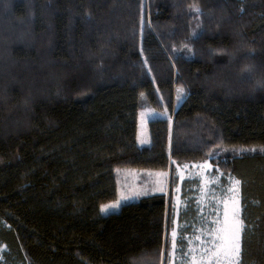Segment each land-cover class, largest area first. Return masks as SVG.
I'll return each mask as SVG.
<instances>
[{"label": "trees", "instance_id": "16d2710c", "mask_svg": "<svg viewBox=\"0 0 264 264\" xmlns=\"http://www.w3.org/2000/svg\"><path fill=\"white\" fill-rule=\"evenodd\" d=\"M140 107L164 115L139 146ZM201 161L239 181L236 264H264V0H0V264H168L199 223L174 166ZM120 168L167 194L101 213Z\"/></svg>", "mask_w": 264, "mask_h": 264}, {"label": "rangeland", "instance_id": "374dc122", "mask_svg": "<svg viewBox=\"0 0 264 264\" xmlns=\"http://www.w3.org/2000/svg\"><path fill=\"white\" fill-rule=\"evenodd\" d=\"M164 114L151 107H140L137 111L136 136L137 145L149 143L148 122ZM144 171V174L141 172ZM173 174L177 182L173 185L174 215L173 223L178 219L179 188L184 178L198 179V222L192 225L191 233L186 234L183 253H179L174 233H170V250L168 264H236L235 242L237 229L241 224L239 217V182L235 178L225 177V185L220 189L222 173L208 161L189 162L174 166ZM116 198L103 203L116 205L107 212L115 211L120 204L135 200L146 194L148 189L154 192H168V171H145L135 168H120L116 171ZM106 212V213H107ZM240 235V231H239ZM238 235V239H239ZM1 250V247H0Z\"/></svg>", "mask_w": 264, "mask_h": 264}, {"label": "snow or ice", "instance_id": "6c2138e0", "mask_svg": "<svg viewBox=\"0 0 264 264\" xmlns=\"http://www.w3.org/2000/svg\"><path fill=\"white\" fill-rule=\"evenodd\" d=\"M237 183H239V182H237ZM114 207H116V205H114V204L113 205H106L101 209V211L106 213L109 210V208H114ZM242 229H243V224L241 223L239 225V228L237 229V238H236V242H235V248H236L237 256L239 255V251H240L238 235H239V231Z\"/></svg>", "mask_w": 264, "mask_h": 264}]
</instances>
